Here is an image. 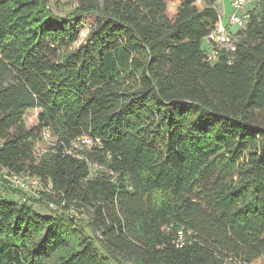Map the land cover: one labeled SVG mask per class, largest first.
<instances>
[{
	"label": "trees",
	"instance_id": "obj_1",
	"mask_svg": "<svg viewBox=\"0 0 264 264\" xmlns=\"http://www.w3.org/2000/svg\"><path fill=\"white\" fill-rule=\"evenodd\" d=\"M76 1L0 0V173L52 185L0 181V264H264V0L230 63L214 0Z\"/></svg>",
	"mask_w": 264,
	"mask_h": 264
},
{
	"label": "built area",
	"instance_id": "obj_2",
	"mask_svg": "<svg viewBox=\"0 0 264 264\" xmlns=\"http://www.w3.org/2000/svg\"><path fill=\"white\" fill-rule=\"evenodd\" d=\"M249 3V0H231V10L229 12H226L225 9L218 10V21L206 37L208 42L206 55L211 63L216 61L223 51L229 53V63L233 60L234 53L237 49V36L232 29L233 27H236L237 30H239L246 27V23L251 16L250 11L247 8ZM47 131L48 130L45 129V133ZM79 142L83 145H92L94 140L89 136L76 138L75 141H73L74 147L78 148L80 146H78ZM94 166L99 168L97 165ZM3 178L6 179L15 189L37 195L35 191L31 190L34 184L38 183L40 180L35 176L27 173H15L8 169H4L0 173V181ZM50 187H52V185ZM3 194V188H0V195ZM62 204H64V201L59 205L51 203V207L58 209L61 208Z\"/></svg>",
	"mask_w": 264,
	"mask_h": 264
},
{
	"label": "rangeland",
	"instance_id": "obj_3",
	"mask_svg": "<svg viewBox=\"0 0 264 264\" xmlns=\"http://www.w3.org/2000/svg\"><path fill=\"white\" fill-rule=\"evenodd\" d=\"M49 1H50V8L52 9V11L55 14H57L59 16L68 15L77 6V1L76 0H49ZM230 1L231 0H221V1L214 0L215 5H216L218 10H223L224 9V6H223V3H224L226 12H229V10H231L230 9V7H231L230 6ZM249 1H250V3L247 6L248 10L253 12V13L259 11L260 0H249ZM178 3L179 2L177 0H170L169 9H170L171 12L175 11L176 6L178 5ZM92 23H93V19L92 18H88L86 20L85 24L83 25V28H82V31H81V34H80V39H79L78 43H80V42L85 40V38L87 37V35L89 33V28L92 25ZM232 30H234L233 32L237 36V39H240L239 38L240 36L237 35V32H238L237 28L233 27ZM207 45H208V42H207L206 39H204L203 46L207 47ZM37 115H38V110L37 109L30 110L25 115L24 121H25V124H26L27 127H32L34 125H37V123H38ZM44 134H45V137H46L45 140H46V142L49 145H51L50 143H52L54 140H56V136L51 134L49 130L46 133L44 131ZM81 145H82V143L79 142L78 146L82 147ZM96 170H97L96 166H93V168H92L93 173ZM35 177L38 178L37 176H35ZM38 179H40V178H38ZM50 186H51L50 182L49 183L48 182L45 183L44 181H42L40 179L38 183L34 184L33 188H31V190L35 191L37 193V195H39L40 191H50V189H51ZM30 194H32V193H30ZM4 195H6V194H4ZM32 195H35V194H32ZM6 196L8 198H11V199H16V200L19 199V195H13L12 196V195L8 194ZM34 208L40 213H44L45 214V213L48 212L47 211V207L45 205L35 204ZM68 214H73L74 216H77L78 219H80V220L83 219L84 221H89V218H91V213H88L86 209L82 210V212H81V210L78 211V210H75V209L72 208L71 210H69ZM80 224H84L83 228H84L85 232L90 237H93L90 229L86 226V224L85 223H81V222H80ZM93 240H94L95 244H97L100 247L98 242L95 239H93ZM262 262H263L262 259H260V260H257L254 264H262ZM114 264H117V263H114ZM121 264H130V263L122 262ZM226 264H241V263L233 261V260H229V261L226 262Z\"/></svg>",
	"mask_w": 264,
	"mask_h": 264
},
{
	"label": "crops",
	"instance_id": "obj_4",
	"mask_svg": "<svg viewBox=\"0 0 264 264\" xmlns=\"http://www.w3.org/2000/svg\"><path fill=\"white\" fill-rule=\"evenodd\" d=\"M223 6H224V9H225V5H224V3H223ZM230 9H231V7H230ZM230 11V10H229Z\"/></svg>",
	"mask_w": 264,
	"mask_h": 264
}]
</instances>
